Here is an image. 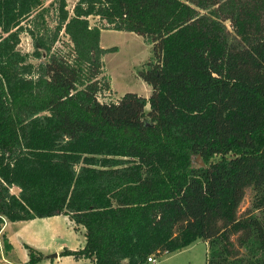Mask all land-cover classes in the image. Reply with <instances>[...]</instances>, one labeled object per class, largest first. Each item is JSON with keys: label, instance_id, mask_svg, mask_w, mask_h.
I'll list each match as a JSON object with an SVG mask.
<instances>
[{"label": "trees", "instance_id": "trees-1", "mask_svg": "<svg viewBox=\"0 0 264 264\" xmlns=\"http://www.w3.org/2000/svg\"><path fill=\"white\" fill-rule=\"evenodd\" d=\"M66 6L0 0L3 251L12 248L4 220L67 214L84 242L59 255L89 264H140L196 237L206 241L204 264H264V0ZM104 29L150 45L137 70L147 98H98L111 87L102 56L115 50L99 44ZM22 32L30 52L18 49ZM60 33L69 54L54 45ZM214 155L225 162L210 163ZM24 245L25 264H35L42 254Z\"/></svg>", "mask_w": 264, "mask_h": 264}, {"label": "rangeland", "instance_id": "rangeland-1", "mask_svg": "<svg viewBox=\"0 0 264 264\" xmlns=\"http://www.w3.org/2000/svg\"><path fill=\"white\" fill-rule=\"evenodd\" d=\"M43 5H48L52 0H42ZM76 0H66L67 6L71 11V7ZM53 15L50 12L46 16V20L49 25H53ZM90 23L96 22V17H89ZM227 24V21L225 22ZM228 27V25H227ZM99 44L103 47L115 46L113 52L105 53L102 56L103 72L105 78L110 80V90L102 91L98 94V98L103 101H115L119 95L124 92H136L147 98L150 87L138 77L137 70L142 68L151 56L150 45L143 40L141 35L134 32H128L123 30H102L100 33ZM55 47H60L65 54L70 53L71 45L64 33H60L58 41L54 44ZM21 52H30L32 50L31 39L25 32L20 34V41L17 45ZM31 61H35L32 60ZM145 110L148 105L145 104ZM226 157V156H223ZM220 156L210 157V163L212 161L218 162L225 159ZM10 191L18 193V188L15 186L10 187ZM244 196L237 206V213H243L246 208L250 206V200L252 198V189L246 188L244 190ZM72 232L65 228L63 237L68 243H72L70 237ZM63 240V238L61 239ZM53 253V252H52ZM50 254V253H49ZM206 241L201 237H196L195 240L189 244L178 248L176 251L162 250L154 253L155 260L150 261L147 264H204L206 260ZM15 256L20 257L18 252H15ZM4 262L0 256V264ZM6 263V262H5ZM4 263V264H5Z\"/></svg>", "mask_w": 264, "mask_h": 264}, {"label": "crops", "instance_id": "crops-1", "mask_svg": "<svg viewBox=\"0 0 264 264\" xmlns=\"http://www.w3.org/2000/svg\"><path fill=\"white\" fill-rule=\"evenodd\" d=\"M65 228L72 232L70 237L72 243H68L63 237ZM84 232L85 228L75 225L67 214L35 217L28 220H4L1 225V233L5 234L12 248L5 253L0 245V256L4 261L1 264L5 262V264H25L28 259V251L24 244L31 245L42 254L35 264H89V260L84 257L59 255V252L65 247L73 250L82 248ZM62 238L63 240H61ZM15 252H18L20 257L15 256ZM52 252H55L56 256L49 257L48 254Z\"/></svg>", "mask_w": 264, "mask_h": 264}, {"label": "built area", "instance_id": "built-area-1", "mask_svg": "<svg viewBox=\"0 0 264 264\" xmlns=\"http://www.w3.org/2000/svg\"><path fill=\"white\" fill-rule=\"evenodd\" d=\"M154 253H150L149 255H147L144 259L143 262H141L140 264H147V263H150V261H154L155 260V257L153 255Z\"/></svg>", "mask_w": 264, "mask_h": 264}, {"label": "water", "instance_id": "water-1", "mask_svg": "<svg viewBox=\"0 0 264 264\" xmlns=\"http://www.w3.org/2000/svg\"><path fill=\"white\" fill-rule=\"evenodd\" d=\"M196 159H198V161L200 162V158L198 157V155H196ZM49 257H53V256H56V253L53 252V253H50L48 254Z\"/></svg>", "mask_w": 264, "mask_h": 264}]
</instances>
